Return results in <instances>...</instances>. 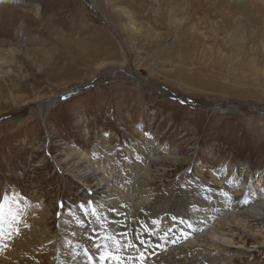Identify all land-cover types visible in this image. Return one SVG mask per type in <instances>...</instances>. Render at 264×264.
I'll return each mask as SVG.
<instances>
[{
  "label": "rangeland",
  "instance_id": "obj_1",
  "mask_svg": "<svg viewBox=\"0 0 264 264\" xmlns=\"http://www.w3.org/2000/svg\"><path fill=\"white\" fill-rule=\"evenodd\" d=\"M0 46L15 49L0 77V258L39 243V221L65 244L61 219L98 203L95 182L60 164L67 146L114 166L120 188L144 160L136 145L173 155L151 170L159 230L171 201L186 205L180 225L213 228L219 216L196 215L213 200L233 209L226 187L264 200V0H0ZM251 214L254 237L232 238L240 250L219 264H264V211Z\"/></svg>",
  "mask_w": 264,
  "mask_h": 264
},
{
  "label": "bare ground",
  "instance_id": "obj_2",
  "mask_svg": "<svg viewBox=\"0 0 264 264\" xmlns=\"http://www.w3.org/2000/svg\"><path fill=\"white\" fill-rule=\"evenodd\" d=\"M10 27L13 28V25ZM14 55V48L0 46L1 78L8 73L7 68L12 65ZM53 102L48 101L49 106ZM13 105H16L14 101ZM145 142L147 146L141 143L135 147L137 152L143 151L145 157L141 161L142 164L139 160H135L134 169L125 173L128 183L123 188L119 187V181L116 178L109 176L108 171L111 172L114 166L109 167L107 171L103 163L98 161L95 165L84 152L74 151L69 146L64 147V150H61L64 159L59 161L60 164L68 171L76 170L77 174L81 175V179L83 178L82 180L92 179L95 182L94 193L99 195V204L94 202L93 206L95 210L101 209L100 211L107 215V221L98 212L97 216L91 214L85 216L79 207L72 209V215L61 219L64 238L61 237L62 235L60 237L65 241L62 245L59 241L53 242L52 245L48 244L51 240L50 230L45 227V223L39 221L38 224L42 226L37 230L39 243L27 241L24 244L25 248L19 250V252L25 251L26 255L11 251L12 247L9 246L4 251V258H0V264H88L87 257L84 255L85 249H88L95 257L93 264H104L99 259L101 255H107L106 264H119V261L113 257H118L123 264H219L220 260L227 259L240 250L236 248L237 251H227L235 244L232 238L242 241L243 238L248 240L254 237L250 236L251 232L246 231L241 223L261 220L255 217L256 214L251 213L264 211V200L261 201L257 196L250 197L249 189L244 186L235 187L233 191L225 188L227 198L224 196L223 203H231L230 206L233 205V209L229 210L225 205L220 207V203L213 200L209 203V210H198L196 216L203 221L206 220L209 212L220 217L217 221L214 220L216 226L213 225V228L196 222L191 223V229L187 225H180L179 220L189 221V216L186 215V205H175L174 201H171L164 210L165 218L162 228L159 230L155 225L152 226L151 220L161 212L160 201L162 200V197L153 194L150 186L152 169L154 168L157 172L158 169L168 167L176 162V158L164 148L155 147L152 141ZM58 146L62 148V145ZM220 175L217 174L218 177H214L213 181L220 184L217 180ZM171 186L176 188L178 193H183L182 197L187 191L181 180ZM188 190L200 192L199 188H188ZM262 219L264 220V216ZM109 221L112 223L109 224ZM103 222L104 224H101ZM236 224L240 225L242 232L234 230ZM141 226L143 229L140 228ZM105 237H111V239H105ZM138 240L145 247H140ZM40 244L41 251L37 250ZM48 252L50 257L42 261L44 253L47 256ZM220 252H223L222 258L219 256ZM137 254L141 262L133 257ZM202 254L204 256L201 258ZM14 260L16 261L13 262Z\"/></svg>",
  "mask_w": 264,
  "mask_h": 264
},
{
  "label": "snow or ice",
  "instance_id": "obj_3",
  "mask_svg": "<svg viewBox=\"0 0 264 264\" xmlns=\"http://www.w3.org/2000/svg\"><path fill=\"white\" fill-rule=\"evenodd\" d=\"M92 205H93V202L91 200H89L87 204L81 203L79 205V208L81 209V211L83 212V214L85 216H88L89 214H91L93 216H97V211L93 208ZM61 207H62V205H61ZM3 219H4V205L2 203H0V222H2ZM12 219L13 220H16V216L14 214L12 215ZM156 223H157V221H153V224H156ZM185 223H187V222H185ZM187 226L189 228L192 227L191 224H188ZM124 235H126V234H124ZM90 239H91V237H90ZM105 239H111V237H105ZM117 243H119V242L117 241ZM97 247H99V246H97ZM84 255L87 257L88 264H93V262L95 260V257L90 254V252H89L88 249H85L84 250ZM113 258L114 259H117L119 261V264H123V261H120L118 257H113ZM99 259L101 261H104L106 259V257L103 256V255H101L99 257Z\"/></svg>",
  "mask_w": 264,
  "mask_h": 264
},
{
  "label": "water",
  "instance_id": "obj_4",
  "mask_svg": "<svg viewBox=\"0 0 264 264\" xmlns=\"http://www.w3.org/2000/svg\"><path fill=\"white\" fill-rule=\"evenodd\" d=\"M59 99H63V96H62V97H60Z\"/></svg>",
  "mask_w": 264,
  "mask_h": 264
}]
</instances>
